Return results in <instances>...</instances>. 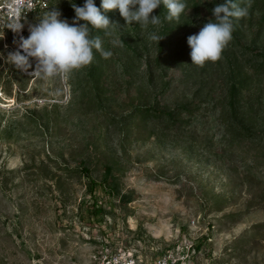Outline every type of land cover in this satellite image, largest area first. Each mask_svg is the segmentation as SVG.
<instances>
[{
  "label": "rangeland",
  "instance_id": "rangeland-1",
  "mask_svg": "<svg viewBox=\"0 0 264 264\" xmlns=\"http://www.w3.org/2000/svg\"><path fill=\"white\" fill-rule=\"evenodd\" d=\"M41 1L24 24L52 40L39 57L17 63V35L0 21V264H97L105 236L152 256L192 241L195 264H264V69L216 30L220 0L173 11L108 0L103 15L99 0ZM242 7L235 34L264 55V0ZM166 22L182 28L157 64ZM164 79L162 107L187 105L182 121L131 118ZM234 120L262 141L238 138ZM82 163L99 183L112 167L119 194L92 197Z\"/></svg>",
  "mask_w": 264,
  "mask_h": 264
},
{
  "label": "trees",
  "instance_id": "trees-1",
  "mask_svg": "<svg viewBox=\"0 0 264 264\" xmlns=\"http://www.w3.org/2000/svg\"><path fill=\"white\" fill-rule=\"evenodd\" d=\"M108 0H99V13L102 10H106L108 8L109 2ZM120 5H124L126 3V0H118ZM187 0H134V2L142 9L144 10H151L155 6L158 5H172L173 10H175L176 3H182ZM246 0H220V2H211V5L214 9L220 10V13L222 14L223 22L221 25L216 26V30L220 32L221 26L225 27L228 32L231 35L230 39V45L233 47L234 51L239 52L242 56L247 57L249 61L254 65L255 68L258 69H264V55L261 54L257 49H255L252 46H247L241 43L239 37L235 34L236 30L243 24L244 14L242 10V4H244ZM235 6L231 8L232 6ZM165 10V9H162ZM107 11V10H106ZM101 15L102 12H101ZM264 26V18L261 22V25L259 27V31L262 30ZM182 25L179 24H170L169 22H166V25L162 31V39L159 42L158 49H157V57H155V63L159 64L161 61H163L165 52L170 45V43L173 41L174 36L178 34V31L181 30ZM217 36V35H216ZM219 38V47L222 45L221 41L223 38ZM226 50L221 49V53H224ZM231 62V61H230ZM232 64V62H231ZM149 78L153 77V69L152 66L149 64ZM163 73V72H162ZM165 77V76H164ZM237 81V82H236ZM242 83H238V80H235L231 83L230 88V102L229 105L232 107V109L236 110V102L238 99V95L240 93V88ZM171 82L170 80H163L162 89L157 92L155 95L154 103L148 104V105H139L136 106L133 110V112L130 114L131 118L134 117H142L145 120L152 119L156 121H167L171 123L172 125L176 126L182 121V118L184 117L185 112H189L187 105H181L174 109H167L162 107L160 99L170 90ZM236 131L238 134V138H244L251 141H262L261 134L253 132L250 128H247L242 123L236 122L234 120L230 125V131ZM79 170L85 177L87 181V190L88 193L93 197L95 196L97 190L99 187L102 189H108L112 194H119L118 186L115 181V177L113 174V168L110 166H106L104 168V175L103 180L99 183L97 180L93 178L92 172L90 168L85 164L82 163L79 167ZM132 201V198L129 195H125L121 197V202L123 205H127ZM103 209L99 208H93V214L95 216H99V214L103 213ZM195 247L198 250L201 248V244H195ZM175 248L172 247L170 249ZM163 252V251H162Z\"/></svg>",
  "mask_w": 264,
  "mask_h": 264
},
{
  "label": "built area",
  "instance_id": "built-area-1",
  "mask_svg": "<svg viewBox=\"0 0 264 264\" xmlns=\"http://www.w3.org/2000/svg\"><path fill=\"white\" fill-rule=\"evenodd\" d=\"M44 6L41 0H1L0 21L7 20L12 24L13 30L19 40L16 62H19L18 54L26 58L40 56V50L29 44L32 39L25 35L24 24L28 16L37 13ZM52 46V40L47 37V47ZM197 254L195 243L188 241L183 247H175L165 250L157 256L148 255L142 251L127 247L121 242H113L106 236L100 242L94 254L97 264H195L194 257Z\"/></svg>",
  "mask_w": 264,
  "mask_h": 264
},
{
  "label": "bare ground",
  "instance_id": "bare-ground-1",
  "mask_svg": "<svg viewBox=\"0 0 264 264\" xmlns=\"http://www.w3.org/2000/svg\"><path fill=\"white\" fill-rule=\"evenodd\" d=\"M30 45L35 49V51L46 49L47 46V36L44 33H36L30 37Z\"/></svg>",
  "mask_w": 264,
  "mask_h": 264
}]
</instances>
